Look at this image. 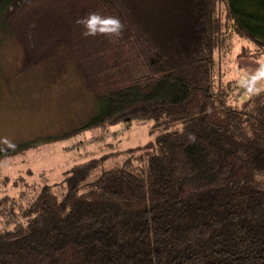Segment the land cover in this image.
Masks as SVG:
<instances>
[{"label": "trees", "instance_id": "1", "mask_svg": "<svg viewBox=\"0 0 264 264\" xmlns=\"http://www.w3.org/2000/svg\"><path fill=\"white\" fill-rule=\"evenodd\" d=\"M78 2L122 28L92 38L105 81L69 136L133 122L157 135L121 165L66 171L62 194L44 185L25 223L0 229V264H264V88L235 103L215 58L231 32L245 58L264 55V0ZM30 147L0 150V165Z\"/></svg>", "mask_w": 264, "mask_h": 264}, {"label": "rangeland", "instance_id": "2", "mask_svg": "<svg viewBox=\"0 0 264 264\" xmlns=\"http://www.w3.org/2000/svg\"><path fill=\"white\" fill-rule=\"evenodd\" d=\"M92 7L78 0H14L0 16V150L31 145L0 165V198L14 207L0 229L25 223L23 212L44 185L62 194L66 171L90 159L101 168L121 165L154 144L151 122L107 126L69 136L91 117L104 79L95 75L98 32L79 21ZM253 46L231 32L215 54L223 84L235 83L233 101L264 88V55L245 58ZM97 78V79H95Z\"/></svg>", "mask_w": 264, "mask_h": 264}, {"label": "clouds", "instance_id": "3", "mask_svg": "<svg viewBox=\"0 0 264 264\" xmlns=\"http://www.w3.org/2000/svg\"><path fill=\"white\" fill-rule=\"evenodd\" d=\"M84 25L86 31L85 35H94L98 31L106 33H118L122 28V24L118 18L115 17H101L97 13L90 14L87 18L79 21Z\"/></svg>", "mask_w": 264, "mask_h": 264}]
</instances>
